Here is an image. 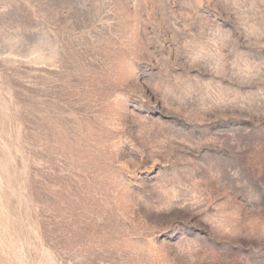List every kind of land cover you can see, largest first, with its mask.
I'll list each match as a JSON object with an SVG mask.
<instances>
[{
    "label": "rangeland",
    "instance_id": "obj_1",
    "mask_svg": "<svg viewBox=\"0 0 264 264\" xmlns=\"http://www.w3.org/2000/svg\"><path fill=\"white\" fill-rule=\"evenodd\" d=\"M0 264H264V0H0Z\"/></svg>",
    "mask_w": 264,
    "mask_h": 264
}]
</instances>
